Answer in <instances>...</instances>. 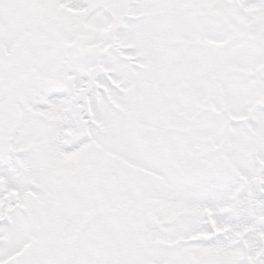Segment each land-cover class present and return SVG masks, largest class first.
Masks as SVG:
<instances>
[{"label": "snow or ice", "instance_id": "6c2138e0", "mask_svg": "<svg viewBox=\"0 0 264 264\" xmlns=\"http://www.w3.org/2000/svg\"><path fill=\"white\" fill-rule=\"evenodd\" d=\"M0 264H264V0H0Z\"/></svg>", "mask_w": 264, "mask_h": 264}]
</instances>
